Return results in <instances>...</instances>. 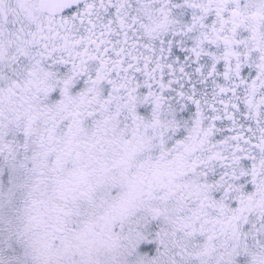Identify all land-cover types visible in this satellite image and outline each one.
I'll return each mask as SVG.
<instances>
[{
    "label": "snow or ice",
    "instance_id": "6c2138e0",
    "mask_svg": "<svg viewBox=\"0 0 264 264\" xmlns=\"http://www.w3.org/2000/svg\"><path fill=\"white\" fill-rule=\"evenodd\" d=\"M0 264H264V0H0Z\"/></svg>",
    "mask_w": 264,
    "mask_h": 264
}]
</instances>
